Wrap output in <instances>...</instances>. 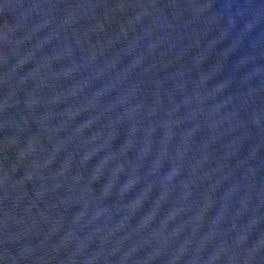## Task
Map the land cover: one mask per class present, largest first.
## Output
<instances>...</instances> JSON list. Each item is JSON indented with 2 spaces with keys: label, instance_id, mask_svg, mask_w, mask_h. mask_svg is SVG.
<instances>
[{
  "label": "water",
  "instance_id": "1",
  "mask_svg": "<svg viewBox=\"0 0 264 264\" xmlns=\"http://www.w3.org/2000/svg\"><path fill=\"white\" fill-rule=\"evenodd\" d=\"M0 264H264V0H0Z\"/></svg>",
  "mask_w": 264,
  "mask_h": 264
}]
</instances>
